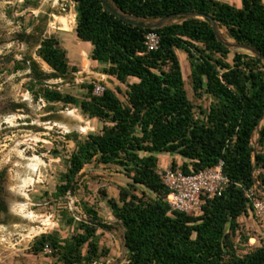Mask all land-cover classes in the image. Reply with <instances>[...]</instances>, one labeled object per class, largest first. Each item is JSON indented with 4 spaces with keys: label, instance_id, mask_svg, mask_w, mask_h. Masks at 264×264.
<instances>
[{
    "label": "trees",
    "instance_id": "obj_1",
    "mask_svg": "<svg viewBox=\"0 0 264 264\" xmlns=\"http://www.w3.org/2000/svg\"><path fill=\"white\" fill-rule=\"evenodd\" d=\"M73 1L75 31L79 39L92 44L91 58L108 64L105 71L120 82L130 77L137 81L128 84L127 103L111 88L95 94L93 83L80 102L70 93L43 89L46 101L79 104L83 113L111 123L83 141L74 136L77 148L57 195L75 189L74 179L87 163L117 164L132 181L120 187L118 198L103 194L125 228L127 264H264V240L246 253L235 243L239 218L252 206L247 190L255 185L257 170L264 187V125L261 149L255 152L253 143L264 116V59L232 51L212 24L215 19L236 43L264 55L263 0H242L241 7L222 0H113L125 13L145 19L186 11L205 15L158 28L125 21L108 11L102 0ZM150 31L160 35L155 50L145 43ZM178 49L190 59L195 93L212 97L207 111L201 107L202 116L196 115L188 95ZM38 54L53 69L46 72L36 60L25 58L38 82L69 74L67 51L55 36L41 40ZM15 68H22L20 61ZM161 153L185 158V172L223 161L229 184L221 195L208 200L199 215L172 210L166 200L169 188L158 172ZM176 164L173 161L172 167ZM138 185L153 195L145 190L140 195ZM85 209L89 219L80 221L81 231L66 239L44 234L34 242L33 251L41 252L48 245L62 264H89L107 256L110 249L100 246L97 231L111 225L94 207ZM243 238L248 242L250 237Z\"/></svg>",
    "mask_w": 264,
    "mask_h": 264
},
{
    "label": "rangeland",
    "instance_id": "obj_2",
    "mask_svg": "<svg viewBox=\"0 0 264 264\" xmlns=\"http://www.w3.org/2000/svg\"><path fill=\"white\" fill-rule=\"evenodd\" d=\"M35 1L38 3L36 6L33 4ZM107 1L113 5L112 0ZM75 14L73 0H0V171L5 173V187L2 190L1 185L0 190L10 208L8 217L0 223V264H62L58 255L51 253L50 247L49 250L45 247L41 252H35L33 244L44 234L66 239L81 231L80 221L89 219L85 206L97 209L111 225L109 229L100 228L97 231L100 246L109 248V254L89 264L128 262L124 226L113 214L103 194L105 191L108 196L118 198L120 187L132 181L122 166L93 160L75 177V189L65 196L57 195L59 185L65 183L64 175L69 169L70 157L77 148L74 136L83 141L90 133H101L104 126L111 123L83 113L79 104L48 102L43 97V89L47 86L70 93L80 102L88 95L87 85L93 83L95 87L100 85L113 89L127 103L128 84L137 81L130 77L122 83L105 71L108 64L91 58L92 44L77 37ZM61 17L72 19L61 20ZM136 20L143 23L159 21ZM181 20L182 17L177 16L165 22ZM37 27L43 31H38ZM219 31L224 40L234 41L225 28H219ZM46 36H55L67 51L70 72L65 77L46 79L40 83L34 79L24 59L31 57L44 71H53L38 54L41 40ZM231 49L253 54L239 47ZM177 53L188 95L195 105L196 115L202 116L201 107L207 111L212 97L204 92L195 93L188 54L179 49ZM232 56L233 53L230 60ZM17 61L22 68H15ZM258 139L256 131L253 143L257 151L261 149ZM158 156V172L182 167L186 161L173 153ZM173 161L177 163L176 167H172ZM32 164L38 168L29 169ZM259 173V170L255 171L256 183L247 190L252 206L239 218L240 228L235 243L242 253L252 251L264 240V212L255 207L258 200L264 201V187L257 179ZM25 178H33L34 182L22 188ZM137 189L140 195L143 190L153 195L142 185H138ZM19 191L26 196L17 194ZM22 202L28 204V209L20 212ZM244 235L250 237L248 242L244 240Z\"/></svg>",
    "mask_w": 264,
    "mask_h": 264
},
{
    "label": "built area",
    "instance_id": "obj_3",
    "mask_svg": "<svg viewBox=\"0 0 264 264\" xmlns=\"http://www.w3.org/2000/svg\"><path fill=\"white\" fill-rule=\"evenodd\" d=\"M160 35L155 31L146 34V45L149 50L159 46ZM105 87L100 85L94 89L95 94H102ZM224 162L217 165L185 172L182 167L170 168L159 172L162 180L169 188L166 200L172 210L183 211L193 215L203 212L209 199L223 193L229 184V178L223 169ZM255 207L264 212V201L258 200ZM49 246H46V250Z\"/></svg>",
    "mask_w": 264,
    "mask_h": 264
},
{
    "label": "water",
    "instance_id": "obj_4",
    "mask_svg": "<svg viewBox=\"0 0 264 264\" xmlns=\"http://www.w3.org/2000/svg\"><path fill=\"white\" fill-rule=\"evenodd\" d=\"M103 1V5L104 7L110 11L111 13L115 14L116 16L124 19L125 21L131 22L134 25H141L144 27H149V28H158V27H163L164 25H167L171 22H165L166 20L173 18V17H177V16H181L182 20L189 18V17H205L204 14H200L198 12H190V11H186V12H180V13H176V14H170L161 18H152V19H147V20H154V19H158V22H152V23H143L140 22L136 19H145V18H139L133 15H130L128 13H125L121 8H119L116 3L113 1V5H110L108 3L107 0H102ZM178 22V21H176ZM212 24L214 27V30L217 34V36L219 37L220 40L224 41L229 47H239L241 49H245L248 50L250 52H252L254 55H257L259 57H262L264 59V55L259 52L257 49H255L254 47L250 46V45H246V44H238L235 41L229 42L226 41L222 38L220 31H219V26L218 23L215 19H212ZM264 119V116L261 118L258 126H257V133L259 134V139L260 140V129H261V121ZM255 152H257V147L255 146ZM256 167H254V171H255ZM124 235H125V228H124ZM125 247H126V240H125Z\"/></svg>",
    "mask_w": 264,
    "mask_h": 264
},
{
    "label": "flooded vegetation",
    "instance_id": "obj_5",
    "mask_svg": "<svg viewBox=\"0 0 264 264\" xmlns=\"http://www.w3.org/2000/svg\"><path fill=\"white\" fill-rule=\"evenodd\" d=\"M4 176H5L4 171H0V186L1 185L3 186L2 187V190L5 187L3 185V178H4ZM2 190H0V223H1V221H3L4 219H6L8 217L9 212H10L9 203H8L7 199L2 195ZM17 194L26 196V195H24V193H22L20 191ZM22 203H26V202H22ZM16 210H18V209H16ZM20 212H23V211H20Z\"/></svg>",
    "mask_w": 264,
    "mask_h": 264
},
{
    "label": "bare ground",
    "instance_id": "obj_6",
    "mask_svg": "<svg viewBox=\"0 0 264 264\" xmlns=\"http://www.w3.org/2000/svg\"><path fill=\"white\" fill-rule=\"evenodd\" d=\"M37 159V158H36ZM37 162V161H36ZM37 167V165L35 164H32V166L30 167L29 166V169H32V168H36ZM38 168V167H37ZM36 168V169H37ZM34 170V169H33ZM33 182H34V179L33 178H25V179H23V184L21 185V187L22 188H26V187H28V186H30V185H32L33 184ZM20 186V185H19ZM25 195V194H24ZM28 207V204L27 203H22L21 205H19V210L20 211H25L26 209H28L27 208Z\"/></svg>",
    "mask_w": 264,
    "mask_h": 264
},
{
    "label": "crops",
    "instance_id": "obj_7",
    "mask_svg": "<svg viewBox=\"0 0 264 264\" xmlns=\"http://www.w3.org/2000/svg\"><path fill=\"white\" fill-rule=\"evenodd\" d=\"M222 1L229 2V3L233 4L236 7H241L242 6V0H222ZM263 2H264V0H263ZM63 18H68L69 20L72 19V18H69V17H61V20H63ZM88 43H90V42H88Z\"/></svg>",
    "mask_w": 264,
    "mask_h": 264
}]
</instances>
